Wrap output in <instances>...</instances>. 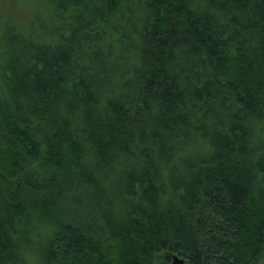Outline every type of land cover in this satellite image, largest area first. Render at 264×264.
<instances>
[{"label":"trees","instance_id":"1","mask_svg":"<svg viewBox=\"0 0 264 264\" xmlns=\"http://www.w3.org/2000/svg\"><path fill=\"white\" fill-rule=\"evenodd\" d=\"M4 11L0 264H258L264 0Z\"/></svg>","mask_w":264,"mask_h":264},{"label":"flooded vegetation","instance_id":"2","mask_svg":"<svg viewBox=\"0 0 264 264\" xmlns=\"http://www.w3.org/2000/svg\"><path fill=\"white\" fill-rule=\"evenodd\" d=\"M262 256H264V253L260 255L258 261L261 260ZM166 264H192V263L191 261H189V258L172 254L167 258Z\"/></svg>","mask_w":264,"mask_h":264},{"label":"rangeland","instance_id":"3","mask_svg":"<svg viewBox=\"0 0 264 264\" xmlns=\"http://www.w3.org/2000/svg\"><path fill=\"white\" fill-rule=\"evenodd\" d=\"M17 1L18 0H0V20L2 18L1 15L5 12L4 9L7 8L8 6H9V9L15 8V4ZM163 264H166V263H163ZM258 264H264V256H262L261 260L258 261Z\"/></svg>","mask_w":264,"mask_h":264}]
</instances>
